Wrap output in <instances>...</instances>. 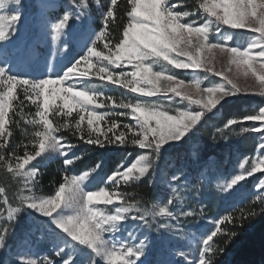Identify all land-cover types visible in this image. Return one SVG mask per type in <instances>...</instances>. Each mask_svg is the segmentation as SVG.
Wrapping results in <instances>:
<instances>
[{
    "label": "snow or ice",
    "instance_id": "snow-or-ice-1",
    "mask_svg": "<svg viewBox=\"0 0 264 264\" xmlns=\"http://www.w3.org/2000/svg\"><path fill=\"white\" fill-rule=\"evenodd\" d=\"M10 2L20 5L21 0H0V12H3ZM196 3L197 12L202 10L208 17L215 19H208L201 26L194 27V21L181 22L183 18L190 17L194 13L176 11L175 6L170 5L168 0H128L127 23L122 26L121 34L114 38L110 28L116 23L119 6L117 0H109L106 11L101 16V29L92 41L87 54L73 60L55 80L50 78L52 76L41 79L18 77L10 74L6 65L0 64V171L18 181H23L21 192L30 193L16 197V206L13 207L6 189L0 187V218L6 221L0 224V247H3L17 214L24 208H30L50 219L72 240L91 248L96 257L106 264H137L145 255L146 238L135 247L127 244L119 247L105 246L102 238L106 230L105 225L121 221L124 218L123 213H129L130 218L140 220L148 227L152 226L151 220L157 216L167 217L179 224L182 218L195 214L192 211H172L170 206L175 203L172 198H169L163 206L152 205L153 209L158 207V211H150L143 208L140 201L134 200L130 193L117 191V188L121 182L128 185L145 175H154L155 160L159 158L164 146L181 142L202 120L205 113L215 108L226 97L241 93L251 94L255 91L254 85L240 86L226 74L227 70H216L212 63L214 56L201 59L199 55L201 52L210 53L214 49H219L220 53L228 58L229 65L235 64L238 68H242L245 77L249 73L252 74L258 82L259 94L264 96V0H196ZM22 15L21 9L0 14V42L10 40L16 34ZM71 16V12L65 11L55 22H50L53 41L60 39ZM76 18L78 19L79 16ZM213 25L217 33L227 25L233 30L246 29L258 35L243 48L228 46L223 38L212 43L208 40V35ZM194 33L198 40L194 45L195 52L188 47L193 45ZM114 39L115 43H113ZM101 41H105L103 50L98 51V42ZM2 55L4 52L0 49V56ZM94 60L98 68L94 75L101 81L121 86L130 93L138 95L134 99H120L117 103L112 96L105 97L86 88H78L76 82L90 76L88 71L78 72V66L84 62L92 68ZM159 61L170 66L167 71L155 69L154 65ZM257 62H259L258 68ZM124 64L131 65L133 70L124 71L122 68ZM114 66L121 70L115 71ZM176 69H202L211 76L221 77L222 82L213 87L202 88L200 79L194 78L187 82L178 79L175 74ZM60 83H67L68 86L58 90H50L48 87ZM193 87L194 94L187 91ZM18 88L23 91L25 99L33 100L37 104L36 115L39 117L38 121H33L37 128L32 136L34 151L32 153L25 151L22 156H17L15 151H6L11 133L6 130L5 125L8 123V110ZM61 92L63 95H60ZM157 95L179 98L177 103L186 101L189 105L198 106V110H181L172 104L161 105L143 99ZM41 97L42 104H40ZM57 97L63 101V104L54 107ZM101 97L103 99H99ZM97 107L110 110L100 112L96 110ZM117 108L122 111L117 112ZM65 109L67 112L64 111ZM50 110L54 115L63 113L65 117L71 116L76 110L78 119L74 121V127L65 120L64 124L53 128L52 121L48 118ZM112 113L119 117H131L135 122L121 125L119 121L112 119L110 126L102 130L99 122ZM85 119L87 125L82 127ZM247 122H253V126H242L241 132L256 131L261 134L259 136L261 142L257 149L260 154L251 161H245L249 167L240 165L242 171L235 174L226 184L228 190L246 177L253 176L261 166H264V107H259L253 113L241 114L238 118H229L223 127L231 130L232 126ZM255 122H259L258 126H255ZM118 126L123 128L119 135L116 133ZM61 129H68L72 136L79 134V140L84 143L100 147L105 144L126 145L129 142L127 137L130 135L131 144L144 151L130 166L124 168L121 165L108 176L105 184H111V191L106 186L100 187L99 190L83 191L80 182L94 173L99 163L79 176L69 175L67 166L71 165L74 159H79L74 157L65 161L63 182L58 184L54 195H36L33 185L38 169L26 165L53 145L64 149L65 152L71 150L74 144L68 142L65 136L56 135ZM101 136L104 138L101 139ZM24 147L27 149L28 146ZM178 179H180L178 176L171 177L172 182ZM260 183L264 185V181ZM261 190L264 191V187ZM176 191L177 189L173 187L172 192ZM101 198L104 205H112V208L97 206ZM257 199L264 204V196H258ZM72 207L75 208V212L67 213L66 210ZM261 212H264V207L260 209ZM257 214L255 210L248 212L242 210L239 216L229 213L214 219L211 222L212 230L207 236L199 238L197 264H213L217 255L223 253L237 237L238 229L245 224V221ZM161 227L168 228L171 225H161ZM176 230L182 231V228ZM217 239H222L223 245L218 246ZM62 252L63 248L58 249L55 255L59 256ZM180 255L187 260L183 252ZM71 259V256L64 259L63 264H70ZM19 260L21 264H53V258L47 256L40 261L24 257H20ZM90 264H96V259H92Z\"/></svg>",
    "mask_w": 264,
    "mask_h": 264
},
{
    "label": "rangeland",
    "instance_id": "rangeland-1",
    "mask_svg": "<svg viewBox=\"0 0 264 264\" xmlns=\"http://www.w3.org/2000/svg\"><path fill=\"white\" fill-rule=\"evenodd\" d=\"M168 3L174 5V10L176 11H189L190 13H194L190 17L183 18L181 20L182 23L194 21L195 23L193 26L199 27L208 19H215L214 17H208L202 10L197 12L196 8H198V4L196 0L192 1V9H188L181 0H168ZM108 4L109 0H21L20 5L10 2L6 5L3 12L11 13L16 9H21L23 15L16 34L10 40L0 42V49L4 52V55L0 56V64L6 65L7 71L18 77L41 79L52 76L50 77L51 79H57V77L62 75L66 68L71 65L73 60L87 54L88 49L92 46V41L101 29V16L102 13L106 11ZM65 11L71 12L72 16L66 28L63 30L60 39L53 41L51 39L50 22H55ZM3 12H0V14H3ZM77 16H79L78 19L76 18ZM7 31L8 29L6 28V32ZM256 35L258 34L250 30H233L227 25L222 27L220 32L217 33L214 31L213 25L210 27L208 40L212 43H216L223 38L228 46H239L243 48L247 46L249 41ZM192 38L193 45L188 47L195 52L194 45L198 42L195 33ZM104 43L105 41L98 42V51L103 50ZM199 55L201 59L214 56L212 61L214 68L216 70H227L226 74L240 86H255V91L253 93H241L237 95L246 96L255 101L264 99V96L259 94L258 82L252 74L249 73V75L245 77L242 68H238L235 64L229 65L228 58L222 55L219 49H214L210 53L201 52ZM154 67L156 70L167 71L170 66L163 61H159ZM256 67H259V62H257ZM122 68L126 72H131L133 70L132 66L127 64L122 65ZM97 70L98 68L95 60L93 61L92 68H89L86 63L81 62L78 66V72L88 71L90 76L89 78L77 81L76 86L78 88H86L94 93L103 94L105 97L112 96L117 103L120 99H134L135 96L138 95L130 93L129 90L121 86L113 85L107 81H101L94 75ZM120 70V68H115V71ZM178 70L182 71V75H178ZM175 74L178 79L185 80L186 82L194 78L200 79L202 81V88L213 87L215 84L222 82L221 77L211 76L202 69H176ZM67 86V83H60L51 84L48 87L50 90H58L66 88ZM187 91L194 94L195 88L187 89ZM60 95H63V93L61 92ZM234 96L236 95L226 97L215 108L207 111L198 124H201L202 121H208L209 117L207 116L213 114L217 115L222 103ZM99 99L103 98L101 97ZM143 99L161 105L172 104L179 107L181 110H198V106L196 105H189L186 101L177 103L179 98H168L164 95ZM42 102L43 98L41 97L40 104H42ZM62 104L63 101L57 97L54 107L57 105L62 106ZM109 104H111V102H109ZM14 106H17L18 112H20L19 117L23 118L21 121H18L19 124H24L28 127L24 130H31V132H34V129L37 130L33 121L39 120V117L36 115L38 106L33 100L25 99L23 91L19 88L14 93L12 104L8 110L9 117L11 109L14 108ZM96 110L104 112L110 109L97 107ZM64 111L67 112V109ZM116 111H122V109L117 108ZM48 118L52 121V127L56 128L58 125L64 124L65 120L71 124L78 119V115L76 110L68 117H65L63 113L54 115L50 110ZM112 119H116L121 125L123 123L135 122L131 117H119L116 116L115 113H112L99 122L101 129L106 130V128L110 126V120ZM8 123L5 125L6 130ZM224 124L219 127L215 126L212 129V135L221 134L225 135L226 139L230 137L233 138L235 129L240 127V125H234L231 127V130H229L223 127ZM258 124L259 122H255V126H258ZM82 125L86 127L87 119H85ZM196 126L192 129L190 135L195 137H190L189 141L191 158L193 161L197 160L199 156L196 152V135L198 128ZM121 128L122 126L120 128L118 126L116 129L117 135L123 130V128ZM56 135L58 134L56 133ZM109 135H111V133H109ZM188 135L189 133L187 136ZM260 135L259 132L252 131L251 138L250 136H246L241 141L243 147L249 142V146H252L251 152L246 153V149L244 150L242 148L239 151L236 150L232 156L226 153L222 161L211 157L209 160L203 162L202 168L195 173L190 172L183 163L179 165L173 162L166 163V157H164L163 151L170 146H164L159 158L155 160L154 175H145L151 183L158 185L161 190L155 191V197L149 202L141 203V206L150 211H158V207L153 209L152 205L163 206L169 198H172L175 201V203L170 206L172 211H192L195 214L182 218L179 224L167 217L157 216L154 220H151L152 226L148 227L140 220L130 218L129 213H123L122 216L124 218L121 221L115 224L105 225L106 230L102 234L105 246L119 247L127 244L135 247L142 239L146 238L145 255L140 258L137 264H197L199 238L207 236L212 230L211 222L221 215H225L233 206L232 202L242 200L247 195L252 194L264 186L260 183L264 181V177H262L254 182L250 188H247L245 180L248 177H246L245 180L238 182L229 190L226 189V184L230 179L235 174L242 171L240 165L244 164L245 167H249V164L245 163V161H251L260 154L257 150L258 144L261 142L259 139ZM32 136L31 134L29 139L32 140ZM103 138L104 137L101 136V139ZM127 139L129 141L128 143L131 144L130 135ZM31 144L35 147L33 141H31ZM110 145L114 146L115 144ZM65 150H67V146H65ZM33 151L34 150L29 153ZM72 151L73 148L65 152L64 149L53 145L41 156L31 161L29 165H26V167L35 169L39 160L52 159H60L62 165L66 167V160L74 157H79L80 159L81 155H79V153H73ZM141 154H143V152ZM76 160L77 159H74L71 164H74ZM135 160L136 158L132 163L135 162ZM227 163L228 167L225 165ZM84 171L85 170L79 173L70 172L69 175L79 176ZM97 171L98 168L88 178L80 182V187L83 191L99 190L100 187L105 186L108 187L109 191L112 190L110 183L107 185L105 184L108 176L103 179L97 178ZM257 172H264V166H261ZM172 176H178L180 179L172 182ZM0 182L3 184V186L0 185V187L6 189L13 207L16 206V197L19 195H30L28 192H21L23 181H18L6 175L3 171H0ZM198 182L201 183L200 187H198ZM173 187L177 189L175 193L172 192ZM57 188L58 187L49 195H54ZM33 190L36 195H47L40 192L39 189L36 190L34 185ZM117 191H120L119 186ZM227 198L229 199L227 200ZM102 200L103 198H101L97 206L102 208L107 207L108 209L112 208V205H104ZM114 202H116L115 198ZM66 211L72 214L75 212V208H68ZM5 222L3 218H0V224ZM161 225H171V227L162 228ZM177 228H182V231H177ZM61 248H63V252L59 256L55 255L56 251ZM181 252L185 254L187 260L180 255ZM45 256L53 258V264H63V260L67 259L69 256L72 257L70 264H90L92 259H96V263L98 264H106L102 259L96 257L95 252L91 248L72 240L69 235L58 229L50 219L39 215L30 208H24L17 214L16 220L12 223L11 231L6 235L3 247H0V261H4L6 264H9L11 261L21 263L19 260L20 257L40 261L43 260Z\"/></svg>",
    "mask_w": 264,
    "mask_h": 264
},
{
    "label": "trees",
    "instance_id": "trees-1",
    "mask_svg": "<svg viewBox=\"0 0 264 264\" xmlns=\"http://www.w3.org/2000/svg\"><path fill=\"white\" fill-rule=\"evenodd\" d=\"M193 0H181L188 9H192ZM117 4L119 10L116 14V23L110 28L112 36L115 38L122 32V26L126 25V10L128 9L127 0H118ZM197 7V6H195ZM115 43V39L113 40ZM178 75H182V71L178 70ZM188 77V76H186ZM264 107V99L252 100L246 96L236 95L231 99L225 100L217 115L207 116L208 121L198 124L197 139H196V152L198 153L197 160L193 161L191 158V152L189 147L190 136H186L181 142L176 143L163 151L164 157H166V163L173 162L176 165L184 164L190 172L195 173L202 168L203 162L209 160L211 157L222 161L227 153L232 156L234 152L240 149H246V153L251 152L252 146H249V142L244 147L241 141L247 136L252 137V131L241 132V127H252L253 122H247L235 129L234 137L226 139L225 135L215 134L212 135V129L216 126L224 124L229 118H238L241 114L253 113ZM20 109V108H19ZM17 106L11 109L9 123L7 131L11 133L8 137L10 143L7 146L8 152L15 151L17 156H22L25 151L34 150V146L31 144L29 136L34 132L26 131L28 127L24 124H19L23 118L19 117ZM207 120V119H206ZM74 121V120H73ZM74 127V122L71 123ZM83 127V125H82ZM121 126H119L120 128ZM122 129V128H121ZM57 136L63 135L67 138L68 142L74 144L73 153H79L80 159H77L74 164L67 167V170L74 173H79L88 168H92L99 163L97 178L103 179L109 176L117 167L123 165L124 168L129 166L132 161L137 158L144 150L138 146H132L130 143L126 145L105 144L103 147L83 143L77 136H72L71 132L61 130L57 133ZM27 145V149H25ZM228 167V163L225 164ZM64 166L60 159L52 160H39L35 169H38V175L35 177L34 187L36 190L44 194H51L60 182H63ZM123 169V168H122ZM68 173V174H69ZM264 177V172H257L253 176H249L245 180V185L250 188L252 184ZM198 187L201 183L198 182ZM0 185L3 186L2 182ZM264 187V186H263ZM262 188L256 190L250 195H247L242 200L232 202L233 206L226 213H232L239 216L241 211L248 212L255 210L258 214L252 217L250 220H246L238 231L237 237L226 247L223 253L217 255L213 264H264V212L260 213V209L264 207V204L257 199L258 196H264ZM121 192H127L132 195L134 200H138L141 203L149 202L155 197V191L161 190L158 185L151 183L146 176L140 178L138 181L124 185H119ZM229 198H227L228 200ZM225 214V215H226ZM218 246L223 245L222 239H217ZM0 264H6L4 261H0ZM9 264H21L19 262L11 261ZM98 264V263H96Z\"/></svg>",
    "mask_w": 264,
    "mask_h": 264
}]
</instances>
